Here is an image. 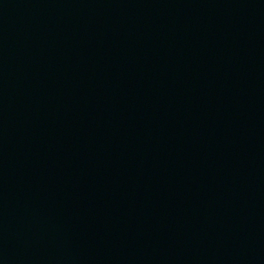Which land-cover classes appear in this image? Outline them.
<instances>
[{
    "label": "water",
    "instance_id": "obj_1",
    "mask_svg": "<svg viewBox=\"0 0 264 264\" xmlns=\"http://www.w3.org/2000/svg\"><path fill=\"white\" fill-rule=\"evenodd\" d=\"M0 264H264V0H0Z\"/></svg>",
    "mask_w": 264,
    "mask_h": 264
}]
</instances>
